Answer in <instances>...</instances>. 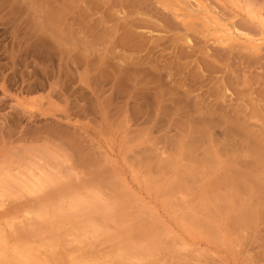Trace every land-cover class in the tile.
I'll use <instances>...</instances> for the list:
<instances>
[{
    "label": "rangeland",
    "instance_id": "rangeland-1",
    "mask_svg": "<svg viewBox=\"0 0 264 264\" xmlns=\"http://www.w3.org/2000/svg\"><path fill=\"white\" fill-rule=\"evenodd\" d=\"M203 1L224 22L264 37V0ZM191 8L195 0H0L3 246L31 238L38 252L57 250L41 238L50 222L26 212L51 193L66 211L83 199L125 208L127 197L126 212L139 207L125 213L126 221L171 226L154 242L142 240L140 257L121 258L127 263L264 264V160L257 156V146L264 147V43L258 50L240 39L217 43L207 19ZM36 25L50 40L47 53L30 48ZM55 35L62 43L84 40L88 49L79 43L82 57L80 46L68 52V40L63 53L67 42L61 51ZM34 183L43 188L31 190ZM100 240L92 247L98 260L122 264ZM103 249L108 259L100 258ZM58 251L55 259L40 258L64 264Z\"/></svg>",
    "mask_w": 264,
    "mask_h": 264
},
{
    "label": "bare ground",
    "instance_id": "bare-ground-1",
    "mask_svg": "<svg viewBox=\"0 0 264 264\" xmlns=\"http://www.w3.org/2000/svg\"><path fill=\"white\" fill-rule=\"evenodd\" d=\"M96 1V0H95ZM196 1V9H193V8H191L190 10L191 11H196V10H198V13L200 14L201 13V15H203V17L204 18H206L207 19V22L209 23V26H211L212 28H211V30L213 29V31H214V35H215V41H217V43H220V44H227V43H232L231 41H235V40H237V42H238V39H240V41L241 40H244L245 42H247V43H249V45L251 46V47H254L253 49H259L260 48V46H262L263 45V43H264V37L263 36H261V37H258V36H251V34L249 35L248 33H246V31L245 32H243L242 30H240V27L238 28H236L235 27V25H233V24H230V23H228V22H224L223 21V19L218 15V13H216V11L212 8L213 6H209V4H207L206 2H204L203 0H195ZM92 3V2H91ZM95 3V2H94ZM165 4V3H164ZM194 4V3H193ZM192 4V5H193ZM189 6V5H188ZM190 7V6H189ZM192 7V6H191ZM193 7H194V5H193ZM183 8V7H182ZM174 10V9H173ZM190 11V12H191ZM182 12V11H181ZM253 12V11H252ZM82 13V12H81ZM184 13V12H183ZM185 14H187V13H185ZM253 14V13H252ZM251 14V15H252ZM83 15V14H82ZM82 15H81V17H82ZM179 15H181V14H177V16H179ZM183 15V14H182ZM191 15V14H190ZM190 15H189V17H190ZM80 17V16H79ZM78 17V18H79ZM183 17H185V16H181V18L182 19H184ZM186 17H187V15H186ZM192 17V16H191ZM83 18V20H84V17H82ZM82 18H79V20L80 19H82ZM180 18V19H181ZM188 18V17H187ZM187 18H185V19H187ZM259 18V17H258ZM260 19V18H259ZM261 19H262V17H261ZM78 20V21H79ZM82 20V21H83ZM81 21V20H80ZM206 22V23H207ZM233 22V21H232ZM231 22V23H232ZM235 23V22H234ZM53 24H55V23H53ZM205 24V23H204ZM263 24H264V21H263ZM37 26V25H36ZM208 26V25H207ZM237 26V25H236ZM50 29V28H49ZM40 28H38V26H37V29L34 31L35 33H33V35H36V34H38V36H33L34 38L35 37H38V39L37 38H35V39H37V40H35V41H33L32 42V38H31V42H29V43H31V45L30 46H33V47H30V48H34V47H36V48H38V46H40V50H41V48H44L43 50H45V48L46 49H48V48H50V47H52L51 45H49L48 44V41L50 42V40H48V38H47V34H45V33H43L44 32V30H43V32L41 31V33H40ZM46 31V30H45ZM56 31V30H55ZM54 31V32H55ZM62 31V30H61ZM48 32V31H47ZM57 32V31H56ZM59 32V31H58ZM63 33V32H62ZM209 33V32H208ZM51 34V33H50ZM49 35V34H48ZM52 35L54 36V33H53V30H52ZM58 35H59V33H58ZM57 35V36H58ZM30 36V35H29ZM32 36V35H31ZM57 36L55 35V39L57 38ZM60 36V35H59ZM58 36V38H60V40H61V37H59ZM62 36V35H61ZM73 36V35H72ZM71 36V37H72ZM80 36V35H79ZM78 36V37H79ZM96 36V35H95ZM98 36V35H97ZM52 37V36H51ZM63 37V36H62ZM34 38H33V40H34ZM63 38H65V37H63ZM63 38H62V40H63ZM68 38V37H67ZM75 38V37H74ZM74 38H72V40H69L71 43H74L73 42V40H74ZM82 38V37H81ZM55 39H53V40H55ZM71 39V38H70ZM83 39V38H82ZM92 39V38H91ZM91 39H88V40H91ZM96 39V38H95ZM189 39V38H188ZM213 39V38H212ZM59 39L57 40L56 39V44L60 47V49H61V51H62V46H63V43L65 44V42H67L68 40H64L63 41V43L60 41ZM97 40H99V38L97 37ZM96 40V41H97ZM51 41H52V39H51ZM75 41V43H77V45H73V47H71L72 46V44L70 43V45H69V43L67 42L66 43V46L65 47H67V45L68 46H70L69 47V51L68 52H71V49L70 48H76L77 47V49H79V46L80 45H83L84 46V43H85V41H84V43H82L83 41L81 40L80 42H79V38H78V42L76 41V39L74 40ZM92 41V40H91ZM95 41V40H94ZM87 42V41H86ZM90 42V41H89ZM79 43H80V45H79ZM82 43V44H81ZM234 43V42H233ZM51 44H52V42H51ZM87 44H89L88 46H89V48H91L92 46L91 45H93L91 42L90 43H87ZM49 45V46H48ZM94 46V45H93ZM29 47V46H28ZM54 47V46H53ZM56 47V46H55ZM64 47V49H63V53H64V51H65V49H66V51L65 52H67V50H68V47L67 48H65ZM85 49L87 48V46H86V44H85ZM84 47H83V49H84ZM36 48H34V50L36 51ZM58 48V47H57ZM82 46H80V56L82 57L83 55H84V53L82 52ZM95 48V47H94ZM93 48V49H94ZM56 48H54V50H55ZM84 49V50H85ZM88 49V48H87ZM93 49H92V51L91 52H93ZM32 50V49H31ZM33 50V51H34ZM42 50V51H43ZM50 51L52 50L51 48L49 49ZM48 50V51H49ZM73 50V49H72ZM78 50V51H79ZM91 50V49H90ZM38 51V50H37ZM46 51V53H47V50H45ZM57 51H59L58 49H57ZM78 51L76 52V54L78 53ZM86 51V50H85ZM84 51V52H85ZM41 52V51H40ZM39 52V53H40ZM87 52V51H86ZM86 52H85V56H86ZM37 53V52H36ZM43 53V52H42ZM41 53V54H42ZM74 53V52H73ZM81 53H82V55H81ZM50 54V53H49ZM53 54V53H52ZM78 54V55H79ZM92 53H90V55H91ZM38 55V54H37ZM48 55V54H47ZM51 55V54H50ZM68 55H70V54H68ZM75 55V54H74ZM93 55V54H92ZM42 57V56H41ZM47 57V56H46ZM50 57V56H49ZM62 57V56H61ZM64 57V56H63ZM62 57V58H63ZM79 57V56H78ZM80 57V58H81ZM101 57H103V56H101ZM100 57V58H101ZM74 59L76 58V57H73ZM91 58H92V56H91ZM91 58H89V60H91ZM104 58V57H103ZM39 59V58H38ZM41 59V58H40ZM50 59V58H49ZM49 59H47V60H49ZM77 59V58H76ZM85 59H86V57H85ZM87 59H88V57H87ZM43 60V59H42ZM62 60V59H61ZM101 60V59H100ZM100 60H99V62H100ZM103 60V59H102ZM101 60V63L103 62ZM75 61V60H74ZM81 61V60H80ZM92 61H93V58H92V60H91V63H92ZM95 61V60H94ZM104 61L106 62V59L104 58ZM79 62V61H78ZM90 62V61H89ZM80 63V62H79ZM88 63V62H87ZM91 63H90V65L89 66H91ZM89 64V63H88ZM93 66H94V63L92 64ZM98 65V64H97ZM96 65V66H97ZM102 65V64H101ZM105 64H103V66H104ZM88 66V65H87ZM102 66V67H103ZM105 66H107V65H105ZM100 67V66H99ZM101 67V68H102ZM96 68V67H95ZM87 69V68H86ZM99 70H100V68H98ZM96 71H98L97 69H96ZM100 71H103L104 72V69L103 70H100ZM106 72V71H105ZM99 73V72H98ZM107 73V72H106ZM105 73V74H106ZM100 74V73H99ZM97 75V74H96ZM103 75V74H102ZM82 77V76H81ZM85 77V76H84ZM67 78V77H66ZM99 78H101V77H99ZM85 79H86V77H85ZM84 79V80H85ZM90 79V78H89ZM88 79V80H89ZM96 79V78H95ZM95 79H93V80H95ZM102 79H103V77H102ZM90 80H92V79H90ZM101 81V79L99 80V81H97V82H100ZM55 82V81H54ZM87 83V82H86ZM90 84V83H89ZM38 86V85H37ZM36 86V87H37ZM40 86V85H39ZM35 87V88H36ZM41 87V86H40ZM39 87V88H40ZM32 89V88H31ZM57 89H59V88H57ZM60 92V91H59ZM50 93H52V92H50ZM54 93V92H53ZM61 95V94H60ZM53 96V95H52ZM18 99V98H17ZM19 101V100H18ZM18 101H16V102H18ZM20 103V102H19ZM19 103H18V105H19ZM83 109V108H82ZM23 110V109H22ZM26 110V109H25ZM83 111V110H82ZM32 112V111H31ZM34 112V111H33ZM23 113V112H22ZM25 113V112H24ZM28 113V112H27ZM29 115V114H28ZM211 122V121H210ZM214 121H212V123H213ZM211 124V123H210ZM216 125H219V124H216ZM221 125V124H220ZM252 141V140H251ZM263 142V141H262ZM262 142H260V143H262ZM259 144V143H258ZM255 145H257L256 143H255ZM259 146H261V145H258L257 147H258V151H257V153L260 155H257L259 158H262L261 160L263 161L264 160V147H259ZM190 147V146H189ZM255 148H256V146H254ZM192 148V147H191ZM253 149L254 151L255 150H257V149ZM252 149V148H251ZM221 151V150H220ZM255 153H256V151H255ZM256 153V154H257ZM197 154V153H196ZM215 155V154H214ZM256 156V155H255ZM210 156H208V158H209ZM258 157H257V161H258ZM202 158V157H201ZM198 159V158H197ZM177 160V159H176ZM212 160V159H211ZM260 160V161H261ZM217 161H218V159H217ZM217 161H213L212 163H216ZM224 161H226V160H224ZM259 161V162H260ZM205 162H207V161H205ZM204 162V163H205ZM222 162H223V160H222ZM201 162H199V165H201L200 164ZM212 163H210V164H212ZM194 164V163H193ZM210 164H209V166H210ZM217 164V163H216ZM219 164V163H218ZM204 165V164H203ZM196 166V165H195ZM202 166V165H201ZM211 166H215V165H211ZM200 167V166H199ZM207 167V166H206ZM230 167V166H229ZM219 169V168H218ZM196 170V169H195ZM228 170V169H227ZM212 171H213V168H212ZM216 171V170H215ZM190 172H192V171H190ZM205 172V171H204ZM195 173V172H194ZM228 173V172H227ZM179 174V173H178ZM190 174V173H189ZM202 174V173H201ZM191 175V174H190ZM206 175V174H205ZM204 175V176H205ZM223 175V174H222ZM229 175H231V174H229ZM176 176V175H175ZM228 176V175H227ZM251 176V175H250ZM252 176H254L255 177V175H252ZM203 177V176H202ZM253 177V178H254ZM180 178V177H179ZM201 178V177H200ZM252 178V177H251ZM40 179V178H39ZM214 180V179H213ZM257 180V179H256ZM41 181L42 182H44L42 179H41ZM259 181V180H258ZM176 182V181H175ZM50 183V182H49ZM51 183H53V182H51ZM177 183V182H176ZM214 183V182H213ZM218 183V182H217ZM37 185H39L38 183L37 184H33L32 186H29V188L31 189V190H33V191H36V192H38L39 190H40V187L42 186L41 184V186L39 185V187L37 186ZM56 185H57V183H56ZM55 185V186H56ZM64 185H66V184H64ZM69 185V184H68ZM66 186V187H68L67 189H69V190H71V188H69V186ZM167 185H169V184H167ZM167 185H166V188H167ZM219 185V184H218ZM45 186V185H44ZM59 186V185H58ZM159 186V185H158ZM157 187V186H156ZM156 187H154V188H156ZM165 187V186H164ZM43 188V186L41 187V189ZM55 188V187H54ZM153 188V189H154ZM209 188V187H208ZM211 188H213L212 186H211ZM39 189V190H38ZM66 189V190H67ZM168 189H169V187H168ZM48 190V189H47ZM46 190V191H47ZM56 190V189H55ZM69 190H68V193H69ZM213 190H215V189H213ZM57 191H60L59 190V188H58V190ZM72 191V190H71ZM78 191V190H77ZM154 191H157V190H154ZM209 191V190H208ZM211 191V190H210ZM49 192V191H48ZM67 191H65V193H66ZM130 192V191H129ZM206 192V191H205ZM216 192H218V191H216ZM83 193V192H82ZM119 193V192H118ZM124 193H125V191H124ZM167 193V192H166ZM211 193H212V191H211ZM219 193V192H218ZM52 195H53V193H51ZM85 194V193H84ZM87 194H89V193H87ZM122 194V193H121ZM151 194V193H150ZM155 194V193H154ZM153 194V195H154ZM205 194V193H204ZM214 194H216V193H214ZM220 194V193H219ZM218 194V195H219ZM222 194V193H221ZM45 195H46V193H45ZM51 195V196H52ZM61 195H63V194H61ZM68 195H70V194H68ZM126 195H129V194H126ZM132 195H134L135 196V194H132ZM140 195V194H139ZM158 195V194H157ZM206 195V194H205ZM208 195H209V193H208ZM217 195V194H216ZM217 195V196H218ZM49 197V198H47L46 199V201L45 200H43V199H41L36 205L34 204V205H29V206H27V209H26V212L27 213H29L30 215H34L35 217H40V218H42V219H44V218H46L47 220L46 221H49L50 223H49V225L50 226H48V227H50L49 228V231L47 232V233H43L42 232V234H44V236H41V238H43V239H46L47 240V242L50 244V245H53V244H55L56 246H58V247H55L57 250H53L52 249V247L51 246H49V244L46 242V241H42V239L40 240L42 243H43V247L45 248V247H48V248H50L51 247V249H48V250H50L51 252H52V250H53V252H52V255H48V253L47 252H49L47 249H45V250H47L46 251V253L45 252H42V251H44V250H42V251H39L38 252V250H37V246L35 245V244H33V240L32 241H30L31 240V238H30V240H24V238H22V241H20V240H18V242H19V244H17V245H12V247H6V246H3L2 245V243H1V241H0V251H2L1 253H0V260L4 263V264H49L46 260V262L44 261V260H42L41 258H40V253L42 252V253H45L46 254V256H47V258L49 257V258H52V256L54 257V255L57 253V251H58V248L60 247V249H59V251L58 252H61L62 250H63V255L62 256H60L61 257V259L63 258L66 262V264H98V262L97 261H102V260H98L99 258H98V256L94 253V251L95 250H93V248L92 247H94V245L96 244V243H98V242H96L95 243V241L96 240H103L104 241V243H107V244H109L108 246V248H109V250H110V248H111V250H112V252H111V255L112 256H116L117 258H116V260H118L119 261V259L122 261L123 259H127V258H129L130 260H133V259H135L134 257H136V256H138L139 255V253H141L140 252V250H139V247L140 246H144V245H146V244H144V245H142V240L144 241V240H153V242L156 240L155 238H157V236H156V232H158L159 230L161 231V230H163V231H165V229H168V227H171V226H169L168 225V227L166 226V224H165V226L167 227V228H165L164 226H163V224H159L160 225V229L157 227L158 225L155 223V225H154V221L153 222H151V224H149V223H147V222H144V220L141 222V221H139L140 219H135L134 221L133 220H127L126 221V217H125V213H128V212H131L132 210H135L134 208H133V206H132V208L133 209H131V211H128V212H126V209L125 208H127L130 204L129 203H127L129 200H130V198H129V200H126V199H128L127 197H126V199L124 198V200L126 201V204H128L127 205V207H125V208H123V203H122V201H123V198H122V201H121V199H117V200H119L120 201V203H122L121 205H119V206H117V207H113V206H102L101 204H99V203H97L96 201H81V200H74V198H73V200L75 201H73L72 200V195H71V200L73 201V202H71V203H69V204H67V206H68V208H69V210H65L64 209V207H62V205H63V203L61 204V202H59V201H57L55 198V195H53V197ZM76 195H74V197H75ZM79 196H81L80 195V193H79ZM79 196H77V197H79ZM84 196V195H83ZM96 196V195H95ZM121 196H124L125 197V195L123 194V195H121ZM129 196H131V194L129 195ZM163 196V195H162ZM161 196V197H162ZM168 196V195H167ZM213 196V195H212ZM55 197V198H54ZM59 197V196H58ZM92 197V196H91ZM90 197V198H91ZM132 197V196H131ZM139 197V196H138ZM164 197V196H163ZM170 197V196H169ZM42 198H44L45 199V197L43 196ZM62 198V197H61ZM64 198V197H63ZM85 198V197H84ZM88 198V197H87ZM141 198V197H140ZM155 198V197H154ZM202 198V197H201ZM223 198V197H222ZM59 199H60V197H59ZM75 199H77V198H75ZM78 199H80V198H78ZM82 199V198H81ZM89 199V198H88ZM101 199V198H100ZM115 199V198H114ZM132 199V198H131ZM146 199V198H145ZM144 199V200H145ZM218 199H219V197H218ZM65 200V199H64ZM90 200V199H89ZM95 200V199H94ZM140 200V199H139ZM170 200H171V198H170ZM224 200V199H223ZM225 200H227V199H225ZM229 200V199H228ZM43 201V202H42ZM45 201V202H44ZM57 201V202H56ZM67 201H70V199H67ZM79 201V202H78ZM98 201H100V200H98ZM119 201L118 202H115V203H119ZM131 201V200H130ZM132 201H133V199H132ZM136 201V200H135ZM160 201H161V199H160ZM163 201H165V199L163 200ZM173 201V200H172ZM221 201V200H220ZM144 202V201H143ZM155 202V201H154ZM222 202V201H221ZM225 202V201H224ZM64 203H65V201H64ZM104 203V202H103ZM119 203V204H120ZM140 203V202H139ZM139 203H137V204H139ZM156 203V202H155ZM170 203V202H169ZM179 203V202H178ZM177 203V204H178ZM183 203V202H182ZM110 204H113V203H110ZM175 204V203H174ZM227 205H229V203H226ZM134 205V204H133ZM145 205V204H144ZM153 205H154V203H153ZM152 205V206H153ZM160 205H162L161 203H160ZM66 206V207H67ZM125 206V205H124ZM131 206V205H130ZM130 206H129V208H130ZM136 206V205H135ZM150 206H151V204H150ZM152 206H151V209H153L155 206H153V208H152ZM139 207V206H138ZM138 207H136L137 209H138ZM144 207V206H143ZM146 207V206H145ZM149 207V206H148ZM166 207V206H165ZM173 207V206H172ZM175 207H176V205H175ZM195 207V206H194ZM193 207V208H194ZM167 208V207H166ZM186 208V207H185ZM199 208V207H198ZM71 209V210H70ZM136 209V210H137ZM141 209H142V206H141ZM170 209V208H169ZM172 209V208H171ZM170 209V210H171ZM187 209H188V207H187ZM186 209V210H187ZM205 209H207V208H205L204 207V210ZM128 210V209H127ZM135 210V211H136ZM149 210V209H148ZM180 210V209H179ZM193 210V209H192ZM191 210V211H192ZM138 211V210H137ZM141 211V210H140ZM183 211V210H182ZM70 212L71 213H73V215L71 214L70 215ZM133 212V211H132ZM153 212H154V209H153ZM152 212V213H153ZM170 212V211H169ZM174 212L176 213V211L174 210ZM178 212V211H177ZM180 212V211H179ZM187 212H188V210H187ZM186 212V213H187ZM193 212V211H192ZM205 212V211H204ZM93 213V214H92ZM152 213H150V215L152 214ZM174 213V214H175ZM185 213V212H184ZM183 213V215L184 216H187V215H190V214H187V215H185ZM207 213V212H206ZM98 214V215H97ZM130 214V213H129ZM129 214H127V215H129ZM140 214V212L138 213V215ZM145 214V213H144ZM147 214V213H146ZM149 214V213H148ZM165 214V213H164ZM172 214V213H171ZM177 214V213H176ZM192 214H194L195 215V211H194V213H192ZM198 214V213H197ZM196 214V215H197ZM134 218H137L136 216H137V213L135 214L134 213ZM141 215H142V213H141ZM155 215V214H154ZM154 215H153V217H154ZM156 215H157V212H156ZM162 215V214H161ZM160 215V216H161ZM180 215V214H179ZM183 215H181L182 216V219H183ZM199 215V214H198ZM202 215V214H201ZM158 216H159V214H158ZM157 216V217H158ZM173 216V215H172ZM177 216V215H176ZM203 216V215H202ZM32 217V216H31ZM123 217H125V220H123L124 218ZM133 217V216H132ZM141 217V216H140ZM162 218H163V216H161ZM160 217V218H161ZM180 217V216H179ZM192 216H188V218L189 219H187V220H191L192 218H191ZM197 217H199V216H197ZM196 217V219L199 221V219ZM151 218V217H150ZM159 218V219H160ZM191 218V219H190ZM194 218V217H193ZM36 219V218H35ZM41 219V220H42ZM131 219V218H130ZM153 219V218H152ZM158 219V218H157ZM173 219V218H172ZM175 219V218H174ZM186 218H184V220H185ZM203 219H204V216H203ZM40 220V221H41ZM145 220H147V219H145ZM177 220V219H176ZM176 220H174V221H176ZM179 220V219H178ZM183 220V221H184ZM195 220V219H194ZM206 220V219H205ZM39 221V220H38ZM45 221V220H44ZM181 221V220H180ZM193 221V220H192ZM192 221H190V222H192ZM197 221V222H198ZM110 222H113V223H111L112 225L114 224L115 225V229H111L110 227H109V225H110ZM155 222H157V221H155ZM168 222V221H167ZM187 222V221H186ZM186 222L184 221V223L186 224ZM196 222V223H197ZM210 221L208 220V221H206V223H209ZM211 222H212V219H211ZM211 222L209 223V224H211ZM166 223V222H165ZM169 223V222H168ZM201 223V222H200ZM204 224H206L205 222H203ZM37 224V223H36ZM38 224H41V223H38ZM45 224H47V222H45L44 223V225ZM194 224H195V222H194ZM203 224V225H204ZM44 225H43V227H42V229L44 228ZM114 225H113V227H114ZM188 225H190V224H188ZM188 225H186V227H188ZM196 225V224H195ZM212 225H215V224H212ZM32 226V225H31ZM37 226V225H36ZM35 226V227H36ZM46 226V227H47ZM111 226V225H110ZM162 226V227H161ZM180 226V225H179ZM178 226V227H179ZM202 226V225H201ZM12 227V226H11ZM40 227V226H39ZM48 227L46 228V229H48ZM210 228H211V225L209 226ZM162 228V229H161ZM164 228V229H163ZM189 228V227H188ZM212 228H213V226H212ZM45 229V230H46ZM187 229V228H186ZM186 229H185V231H186ZM190 229V228H189ZM189 229H187V230H189ZM169 230V229H168ZM192 230V229H191ZM167 231V230H166ZM45 232V231H44ZM170 233H171V231H169ZM168 232V233H169ZM23 233V232H22ZM28 233V232H27ZM49 233V234H48ZM168 233H166L167 234V236L168 235H170V234H168ZM183 233H185V232H183ZM46 234V235H45ZM162 234V233H161ZM161 234H159L158 233V237H159V235L161 236ZM165 234V233H164ZM41 235V234H40ZM28 236V235H27ZM32 236V235H31ZM156 236V237H155ZM165 236V235H164ZM10 238V237H9ZM162 238H164V237H162ZM28 239V238H27ZM155 239V240H154ZM165 239V238H164ZM1 240V239H0ZM101 240L99 241V242H101ZM158 240V239H157ZM167 240V239H166ZM158 241H160V240H158ZM157 241V242H158ZM162 241V240H161ZM14 242V241H13ZM46 242V244H44ZM148 242V241H147ZM146 242V243H147ZM156 242V243H157ZM12 243V242H11ZM17 243V242H16ZM145 243V242H144ZM149 243V242H148ZM164 243L165 242H163V245H164ZM169 243V242H168ZM14 244V243H13ZM100 244V243H99ZM151 245H152V243H150ZM40 245H41V243H40ZM46 245V246H45ZM151 245H149V246H151ZM153 245H155L154 243H153ZM152 245V246H153ZM36 246V247H35ZM148 246V248H151V247H149ZM42 247V248H43ZM89 247H91L90 248V250H89ZM95 247H96V245H95ZM155 247H157L156 245H155ZM38 248H40V247H38ZM41 248V249H42ZM62 248V249H61ZM104 248V247H103ZM96 249V248H95ZM99 249V248H98ZM100 249H102V248H100ZM142 249V248H141ZM144 249V248H143ZM153 249H155L154 247H153ZM152 249V250H153ZM161 249V248H160ZM8 250H10V253L8 252ZM61 250V251H60ZM148 250V249H147ZM151 250V251H152ZM55 251H56V253H55ZM100 252H101V250H99ZM105 250L103 249V251L102 252H104ZM143 251H146V250H143ZM37 252V253H36ZM51 252H49L50 254H51ZM98 252V251H97ZM101 252V253H102ZM107 253H108V250L106 251ZM106 252H104V253H102L101 254V256H100V258L102 257H104V258H107V257H110L111 255L110 254H107ZM9 253V254H8ZM53 253H54V255H53ZM61 253V254H62ZM106 253V254H105ZM110 253V252H109ZM147 253V252H146ZM60 254V255H61ZM104 254V255H103ZM150 254V253H149ZM57 255H58V253H57ZM142 255H144L143 253H142ZM51 256V257H50ZM41 257H42V255H41ZM56 258H57V256H55ZM55 257H54V259H55ZM60 257H59V259H60ZM139 257H140V255H139ZM101 258V259H102ZM103 258V259H104ZM121 258H123V259H121ZM133 258V259H132ZM58 259V260H59ZM108 259V258H107ZM111 259V258H110ZM112 259H115V258H112ZM129 259L127 260V261H129ZM64 260H62V261H64ZM105 260V259H104ZM102 261L100 264H102V263H104L105 261ZM125 260H123V263L122 264H125V263H127ZM108 261V260H107ZM111 261V260H110ZM120 261V262H121ZM61 262V261H60ZM113 262H115V261H113ZM130 262L131 261H129V263H127V264H130ZM2 263V264H3ZM58 262H56V263H54L53 262V264H57ZM64 263V264H65ZM107 263V262H106ZM108 263H110L109 261H108ZM116 263V262H115ZM114 263V264H115ZM63 264V263H62ZM111 264H112V262H111ZM118 264V263H117ZM121 264V263H120Z\"/></svg>",
    "mask_w": 264,
    "mask_h": 264
}]
</instances>
